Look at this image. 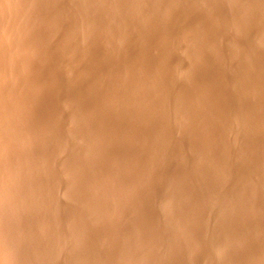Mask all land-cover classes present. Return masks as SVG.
Masks as SVG:
<instances>
[{
	"label": "rangeland",
	"instance_id": "obj_1",
	"mask_svg": "<svg viewBox=\"0 0 264 264\" xmlns=\"http://www.w3.org/2000/svg\"><path fill=\"white\" fill-rule=\"evenodd\" d=\"M0 264H264V0H0Z\"/></svg>",
	"mask_w": 264,
	"mask_h": 264
}]
</instances>
